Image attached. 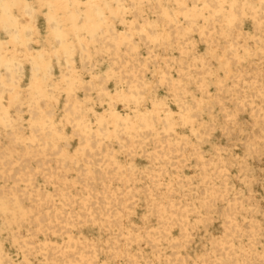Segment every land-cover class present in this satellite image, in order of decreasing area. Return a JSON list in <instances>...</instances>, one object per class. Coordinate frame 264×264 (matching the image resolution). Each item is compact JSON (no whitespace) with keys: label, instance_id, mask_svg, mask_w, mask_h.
<instances>
[{"label":"bare ground","instance_id":"6f19581e","mask_svg":"<svg viewBox=\"0 0 264 264\" xmlns=\"http://www.w3.org/2000/svg\"><path fill=\"white\" fill-rule=\"evenodd\" d=\"M0 264H264V0H0Z\"/></svg>","mask_w":264,"mask_h":264}]
</instances>
